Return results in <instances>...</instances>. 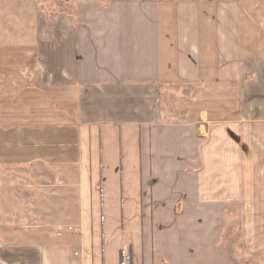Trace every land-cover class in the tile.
<instances>
[{
	"label": "crops",
	"instance_id": "0c3cea01",
	"mask_svg": "<svg viewBox=\"0 0 264 264\" xmlns=\"http://www.w3.org/2000/svg\"><path fill=\"white\" fill-rule=\"evenodd\" d=\"M56 27L38 83L79 128L81 232L0 241V264H245L237 208L263 257L264 0H107Z\"/></svg>",
	"mask_w": 264,
	"mask_h": 264
},
{
	"label": "rangeland",
	"instance_id": "374dc122",
	"mask_svg": "<svg viewBox=\"0 0 264 264\" xmlns=\"http://www.w3.org/2000/svg\"><path fill=\"white\" fill-rule=\"evenodd\" d=\"M89 3L105 5L107 0H0L3 245L17 242L20 234L36 230L57 236L66 231L81 232V226L74 224L80 214L79 128L68 124L69 112L52 103V98L57 97L39 85L37 70L43 61L44 45L58 43L56 25L66 28L67 22L78 19L80 7ZM164 90L165 103L174 104L179 95L191 92L192 88L169 86ZM228 218L230 227L226 235L235 242L243 263L264 264V256L245 261L238 208L229 212ZM122 251L131 255L128 249Z\"/></svg>",
	"mask_w": 264,
	"mask_h": 264
},
{
	"label": "built area",
	"instance_id": "2783aa9c",
	"mask_svg": "<svg viewBox=\"0 0 264 264\" xmlns=\"http://www.w3.org/2000/svg\"><path fill=\"white\" fill-rule=\"evenodd\" d=\"M120 264H132V257L128 252L126 251L121 252Z\"/></svg>",
	"mask_w": 264,
	"mask_h": 264
}]
</instances>
